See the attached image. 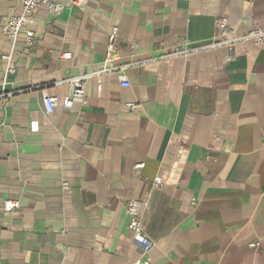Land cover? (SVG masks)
<instances>
[{
  "label": "crops",
  "instance_id": "obj_1",
  "mask_svg": "<svg viewBox=\"0 0 264 264\" xmlns=\"http://www.w3.org/2000/svg\"><path fill=\"white\" fill-rule=\"evenodd\" d=\"M68 1L35 12L6 74L1 26L21 4L0 0V264H264V45L211 46L264 29V0ZM181 43L199 50L165 57Z\"/></svg>",
  "mask_w": 264,
  "mask_h": 264
},
{
  "label": "built area",
  "instance_id": "obj_2",
  "mask_svg": "<svg viewBox=\"0 0 264 264\" xmlns=\"http://www.w3.org/2000/svg\"><path fill=\"white\" fill-rule=\"evenodd\" d=\"M68 0H20L21 11L17 15H11L5 19V22L1 26V33L10 41L12 45V49L10 52L3 54L1 56V60L4 63V70L6 74H11L15 71L14 67V47L13 45L18 41L20 37H22L25 46L31 47L35 44V35L31 28V21L35 12L40 7H46L48 11L53 14H59L64 7L66 6ZM188 1V0H183ZM69 2V1H68ZM74 3L73 0L70 1ZM226 23L225 18H217L215 24L218 27H223ZM225 31H222L224 34ZM115 38L116 32L112 31L109 35V43L107 46V59L111 60V56L113 50L115 48ZM252 43L255 45H264V29L254 27L249 29L246 33L240 35H234L230 39H225L218 41V43L211 44L214 45H227L228 50H232L233 47L238 44ZM136 44H131V49L135 50ZM199 48L188 49L185 43L179 44L175 50L171 53L165 55V57L173 56V55H182L186 54L189 51H197ZM64 59H70L71 53L66 52L61 55ZM230 58V57H229ZM109 68L105 67L102 71H108ZM83 77H74L70 79V83L72 85V92L69 97H66L62 101V105L66 108L70 107L72 102L75 99H80L83 95V86L84 79ZM122 87H129L130 83L121 79L120 82ZM45 110L47 113H51L55 106L57 105V101L55 97L52 96H44L43 99ZM31 129H36V123H31ZM261 151L263 153L264 159V128L261 133ZM162 185V181L160 177H155L153 180V187L158 188ZM63 187H67L66 183H63ZM142 202L137 199H129L126 204V215L128 218L127 227L131 232L132 242L142 249L143 252H147L149 248L152 246L151 239L143 232V227L140 219V210H141ZM20 207L19 201L15 199H7L4 202V211L6 213H11ZM251 247L258 246V243H251ZM133 264H151L147 259H137L133 262Z\"/></svg>",
  "mask_w": 264,
  "mask_h": 264
}]
</instances>
